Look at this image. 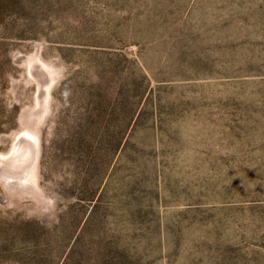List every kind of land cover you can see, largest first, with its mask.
I'll return each instance as SVG.
<instances>
[{
	"label": "rangeland",
	"instance_id": "obj_1",
	"mask_svg": "<svg viewBox=\"0 0 264 264\" xmlns=\"http://www.w3.org/2000/svg\"><path fill=\"white\" fill-rule=\"evenodd\" d=\"M0 264H264V0H0Z\"/></svg>",
	"mask_w": 264,
	"mask_h": 264
}]
</instances>
